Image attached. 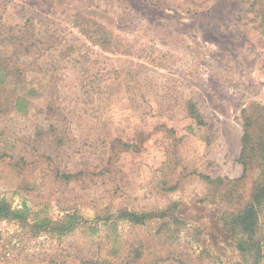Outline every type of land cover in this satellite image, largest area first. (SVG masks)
I'll return each instance as SVG.
<instances>
[{"label": "rangeland", "instance_id": "obj_1", "mask_svg": "<svg viewBox=\"0 0 264 264\" xmlns=\"http://www.w3.org/2000/svg\"><path fill=\"white\" fill-rule=\"evenodd\" d=\"M3 29L42 54L23 59L27 111L0 106V199L22 215L0 220V264H264V208L252 237L226 215L264 172L231 183L243 111L264 108V11L0 0Z\"/></svg>", "mask_w": 264, "mask_h": 264}, {"label": "trees", "instance_id": "obj_2", "mask_svg": "<svg viewBox=\"0 0 264 264\" xmlns=\"http://www.w3.org/2000/svg\"><path fill=\"white\" fill-rule=\"evenodd\" d=\"M245 2L249 3L251 10H256L258 15L263 13V1L250 2L245 0ZM31 35L32 33L27 29L18 30L17 32L6 29L0 30V106L4 101H9L10 104L14 101L13 107L22 112H26V107L29 106L24 94L18 93V87L20 90L25 78L23 59L32 54H42V48L37 46V41H32ZM2 46L7 51L4 52L1 49ZM50 107L55 106L52 103ZM125 147L129 148L130 146L125 144ZM239 162L243 166L244 172L240 179L231 181L235 186L242 184L247 179L251 168H263L264 166V108L254 107L249 112L243 111V136L241 138ZM65 177L70 178L71 176L66 175ZM204 179L212 184L221 182L220 178L212 180L204 177ZM263 208L264 172L262 178L254 183L250 200L245 203L244 207L235 213L226 214L227 218L232 220L229 225L240 226L249 237H252L257 231L259 214ZM126 215H129L134 226L144 225V220L148 217L135 212L129 214L127 212ZM153 215L159 216V214ZM9 217L22 218V215L19 211H12L10 205L4 199H0V220ZM144 249V246H139L138 249L134 250L136 257H141Z\"/></svg>", "mask_w": 264, "mask_h": 264}]
</instances>
